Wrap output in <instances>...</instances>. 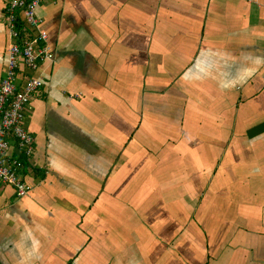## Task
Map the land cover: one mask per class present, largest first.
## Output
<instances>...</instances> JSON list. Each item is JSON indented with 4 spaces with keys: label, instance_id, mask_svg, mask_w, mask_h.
<instances>
[{
    "label": "crops",
    "instance_id": "obj_1",
    "mask_svg": "<svg viewBox=\"0 0 264 264\" xmlns=\"http://www.w3.org/2000/svg\"><path fill=\"white\" fill-rule=\"evenodd\" d=\"M37 16L55 60L26 111L33 158L8 151L30 192L0 186V264H264V0ZM9 44L0 19V80Z\"/></svg>",
    "mask_w": 264,
    "mask_h": 264
},
{
    "label": "built area",
    "instance_id": "obj_2",
    "mask_svg": "<svg viewBox=\"0 0 264 264\" xmlns=\"http://www.w3.org/2000/svg\"><path fill=\"white\" fill-rule=\"evenodd\" d=\"M42 2L8 0L0 18L10 37L6 70L0 80V186L13 188L17 198L27 196L30 187L21 177V159L8 156V151L14 143L21 157L33 158L35 144L25 128L26 111L45 85L42 66L55 60L37 16Z\"/></svg>",
    "mask_w": 264,
    "mask_h": 264
}]
</instances>
